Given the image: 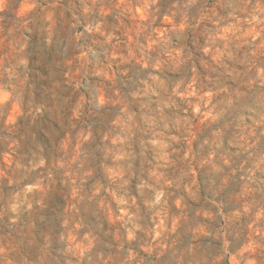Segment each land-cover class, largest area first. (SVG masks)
Instances as JSON below:
<instances>
[{"label": "clouds", "instance_id": "obj_1", "mask_svg": "<svg viewBox=\"0 0 264 264\" xmlns=\"http://www.w3.org/2000/svg\"><path fill=\"white\" fill-rule=\"evenodd\" d=\"M0 264H264V0H0Z\"/></svg>", "mask_w": 264, "mask_h": 264}]
</instances>
